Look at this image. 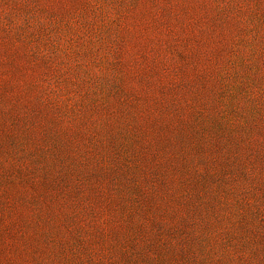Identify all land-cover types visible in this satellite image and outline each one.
<instances>
[{
  "label": "rangeland",
  "instance_id": "obj_1",
  "mask_svg": "<svg viewBox=\"0 0 264 264\" xmlns=\"http://www.w3.org/2000/svg\"><path fill=\"white\" fill-rule=\"evenodd\" d=\"M0 264H264V0H0Z\"/></svg>",
  "mask_w": 264,
  "mask_h": 264
}]
</instances>
